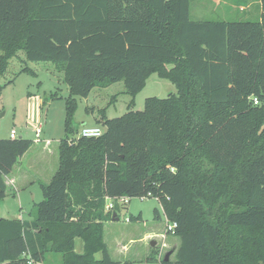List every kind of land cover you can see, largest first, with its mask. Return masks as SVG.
I'll return each instance as SVG.
<instances>
[{
  "label": "trees",
  "instance_id": "trees-1",
  "mask_svg": "<svg viewBox=\"0 0 264 264\" xmlns=\"http://www.w3.org/2000/svg\"><path fill=\"white\" fill-rule=\"evenodd\" d=\"M190 3L0 0V77L21 52L52 62L68 89L57 170L27 218L0 217V264H133L104 241L119 206L106 203L119 196L154 197L176 223V258L162 264H264V0L257 20H193ZM153 73L176 92L134 110ZM119 81L132 96L126 112L101 111L100 136H75L77 98ZM32 144L0 138V199Z\"/></svg>",
  "mask_w": 264,
  "mask_h": 264
},
{
  "label": "rangeland",
  "instance_id": "rangeland-1",
  "mask_svg": "<svg viewBox=\"0 0 264 264\" xmlns=\"http://www.w3.org/2000/svg\"><path fill=\"white\" fill-rule=\"evenodd\" d=\"M260 16L259 0H191L190 17L193 20H257ZM9 60L8 69L0 77V138H9L12 129L16 137L36 140L35 130L42 127V140L57 143L65 136V96L68 93L67 84L63 80V72L50 61H27L23 54ZM20 58V59H19ZM25 62V63H24ZM32 68L34 74L20 71L21 67ZM11 78V82H7ZM58 96L43 104L42 99L50 92ZM122 81L107 87H95L86 97L77 98V107L73 114L72 126L78 130L84 124H98L104 131L107 128L100 121V113L104 111L107 118L121 116L127 110V104L132 96L126 94ZM176 92L175 85L166 78L155 73L150 74L145 84L133 96V109L142 110L147 97H166ZM116 95V99L113 96ZM88 107V110H86ZM94 116L97 117L96 121ZM99 118V119H98ZM98 122V123H97ZM115 132V131H114ZM114 135L111 136V139ZM28 171L27 174H33ZM23 207L18 212L28 217V211L33 202L43 199L39 182L28 191L21 194ZM118 204L116 210L118 220H110L105 224V242L112 258L133 260V264H162L165 253L173 250L170 261L176 258L179 238L166 231L168 220L161 210L158 200L154 197H130L126 203L116 199L110 200ZM17 198L8 196L0 200L1 214L11 217L17 210ZM154 208L160 211V218H154ZM141 214V221H129V216ZM129 239H134L127 243ZM76 250L81 248V240L76 239ZM155 241L154 245L151 242ZM127 243L128 252H122L118 247ZM152 261L146 263L144 258ZM143 259V260H141Z\"/></svg>",
  "mask_w": 264,
  "mask_h": 264
},
{
  "label": "crops",
  "instance_id": "crops-1",
  "mask_svg": "<svg viewBox=\"0 0 264 264\" xmlns=\"http://www.w3.org/2000/svg\"><path fill=\"white\" fill-rule=\"evenodd\" d=\"M21 54H23L24 56V53H21ZM18 57H20V53H18ZM96 118L97 117L94 116L95 121H96ZM58 142L55 143L54 141H45V140H41L39 142L37 141L33 142L31 147L21 156L19 161L13 166L12 171L8 175L4 176V181L6 184V194L4 198L10 195L13 196V198H17V202H18L17 208L18 209L14 210L15 214H13V216L11 217L4 216V214H1L3 212H1L0 210V217L7 218V219L27 218L23 216L20 213V211L18 212V210L22 209L23 207L21 194L26 191H28L29 193H32V187H34L35 184H37L40 181L47 183L51 179V177L54 175V173L57 170L58 162H59L58 161ZM31 170L34 171V173L27 174V172ZM4 198L0 200L4 201ZM106 223L107 222L104 223V236H105V224ZM133 240L134 239H129L127 243H131V241ZM127 243L122 244L120 245V247H118L119 250L122 251L123 253L129 251V247ZM76 244H77V241H76ZM107 248H108V245H107ZM81 250H82V244H81V248L78 249L77 251L81 252ZM108 251L111 256V252L109 248H108ZM97 257H100V254H97ZM112 259L121 261V262L125 261V260H119L115 258H112ZM143 259L146 262L145 257ZM126 260H129V259H126ZM130 261H133V260H130Z\"/></svg>",
  "mask_w": 264,
  "mask_h": 264
},
{
  "label": "built area",
  "instance_id": "built-area-1",
  "mask_svg": "<svg viewBox=\"0 0 264 264\" xmlns=\"http://www.w3.org/2000/svg\"><path fill=\"white\" fill-rule=\"evenodd\" d=\"M254 102L256 103V99L254 98ZM103 133V130L101 129V127L99 125H82L78 131V134L80 136H85V137H97L100 136ZM42 127L38 126L35 130V137L37 142L41 141L42 138ZM9 137L14 138L16 137V132L14 129H12L9 133ZM140 197V198H144ZM111 199H116L118 200L120 203H126L128 201V197H124V196H119L116 198H109L107 203H106V208H111L113 203L110 201ZM176 227V223L175 222H168V224L166 225V231L169 232L170 234L174 233V229ZM28 264H36L35 262L32 261H28Z\"/></svg>",
  "mask_w": 264,
  "mask_h": 264
},
{
  "label": "water",
  "instance_id": "water-1",
  "mask_svg": "<svg viewBox=\"0 0 264 264\" xmlns=\"http://www.w3.org/2000/svg\"><path fill=\"white\" fill-rule=\"evenodd\" d=\"M113 217H114V215H113ZM155 244V241H152L151 242V245H154ZM173 253V250H169V251H167L166 253H165V255H164V257H163V260L165 261V262H168V261H170V255Z\"/></svg>",
  "mask_w": 264,
  "mask_h": 264
}]
</instances>
